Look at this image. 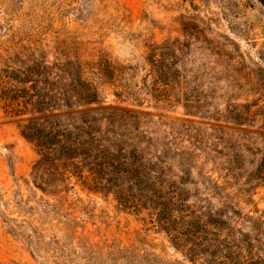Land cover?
<instances>
[{
    "label": "rangeland",
    "instance_id": "374dc122",
    "mask_svg": "<svg viewBox=\"0 0 264 264\" xmlns=\"http://www.w3.org/2000/svg\"><path fill=\"white\" fill-rule=\"evenodd\" d=\"M87 108L140 181L42 189L25 121ZM0 264H264V0H0Z\"/></svg>",
    "mask_w": 264,
    "mask_h": 264
},
{
    "label": "trees",
    "instance_id": "16d2710c",
    "mask_svg": "<svg viewBox=\"0 0 264 264\" xmlns=\"http://www.w3.org/2000/svg\"><path fill=\"white\" fill-rule=\"evenodd\" d=\"M80 89V94L84 96L83 100L86 102L85 105L96 99L97 95L91 84L86 83ZM75 92H77L76 87L67 94L63 93V95L53 97L42 96L36 101L35 108L40 110L54 108L58 100L66 102V106L70 107L71 104L67 103L68 98L74 96ZM10 104L12 103L7 105L10 107ZM14 109L13 107L12 110ZM102 116L110 122L113 113L110 112L108 115L102 113ZM58 119L54 115L30 117L23 125L22 133L35 145L39 154V159L33 167L36 185L48 190L50 187L58 186L60 182H64L69 177L75 176L90 190L108 192L117 182V178L122 177L133 183L140 181L136 174L140 166L134 162L131 153L125 155L123 152L118 154L112 151L110 148L112 143L108 140L107 146L103 144L106 132L101 129L100 118L93 115L91 110L87 108L81 111L80 119H77L79 123L74 124L71 121L72 128L62 127L56 122ZM108 175L111 177H107ZM162 191L152 181L145 195L146 201H148V193L151 195L149 201L152 203L155 214L154 220L158 223H165L164 217L173 211L172 208L178 207L174 198L172 200L165 198ZM118 192L120 193L119 189ZM174 238L175 243L179 244L180 239ZM187 250L191 254L194 252L193 247Z\"/></svg>",
    "mask_w": 264,
    "mask_h": 264
}]
</instances>
